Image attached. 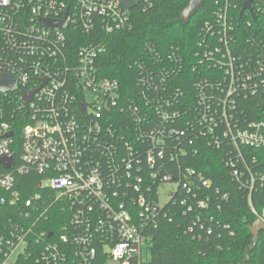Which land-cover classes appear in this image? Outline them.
Masks as SVG:
<instances>
[{
  "label": "built area",
  "instance_id": "2783aa9c",
  "mask_svg": "<svg viewBox=\"0 0 264 264\" xmlns=\"http://www.w3.org/2000/svg\"><path fill=\"white\" fill-rule=\"evenodd\" d=\"M132 2L0 0V78L13 82L0 91V264L34 251L36 264H144L166 205H211L212 192L199 196L211 180L188 157L225 142L245 164L243 147L264 149V105L236 124L264 94V0H252L255 18L242 4L235 12V0H214L188 85L178 48L146 45L128 96L103 74L101 57L108 36L133 28L132 10L152 5ZM23 92H32L26 105ZM263 179L249 173L244 183L251 190Z\"/></svg>",
  "mask_w": 264,
  "mask_h": 264
},
{
  "label": "trees",
  "instance_id": "16d2710c",
  "mask_svg": "<svg viewBox=\"0 0 264 264\" xmlns=\"http://www.w3.org/2000/svg\"><path fill=\"white\" fill-rule=\"evenodd\" d=\"M235 3L238 13L242 0ZM187 5L188 0H152V5L145 10L134 8L133 28L107 37L106 51L101 57L103 74L117 78L128 96L136 94L132 64L147 56L145 46L161 53L175 47L186 58L183 79L185 84L190 82L194 78L190 65L195 63L193 52L197 50L200 29L206 21H213L216 7L214 0H205L185 23L181 16ZM262 105L264 94L258 103H247L243 108L244 118L236 120V124L244 127L257 119ZM241 151L245 164L225 142L222 149L201 147L196 157H188L186 164L211 180L210 189L199 191V196L207 190L212 192L211 205L206 211H189L179 203L166 205L151 230L150 257L144 264H264V230L256 242L249 231L264 207V179L256 181L251 190L244 183L249 173L264 176V149L243 147ZM234 168L238 169L240 180L233 176ZM29 178V174L20 178L25 195L32 189ZM58 213L53 209L52 214ZM195 213L202 217L203 227L194 220ZM4 215L5 210L0 206V222L4 221ZM208 216L211 220L205 218ZM48 227L58 229L55 224ZM36 257L34 251L32 256L18 257L13 264H36Z\"/></svg>",
  "mask_w": 264,
  "mask_h": 264
},
{
  "label": "water",
  "instance_id": "95a60500",
  "mask_svg": "<svg viewBox=\"0 0 264 264\" xmlns=\"http://www.w3.org/2000/svg\"><path fill=\"white\" fill-rule=\"evenodd\" d=\"M120 1L127 8H131L134 5V2H132V0H120ZM204 1L205 0H188V5L182 12V16H181L182 20H184L185 23H188L190 20V17L194 15L202 7V5L204 4ZM251 4H252V0H244L242 3L240 13H243L245 10H248L251 16L255 18V15L253 14V11H252ZM46 23H48L49 25H53L52 22L46 21ZM12 83H13L12 80L8 76L3 75L0 78V91L9 90L12 86ZM31 93L32 92H23V103L25 105L30 100ZM82 109H84L83 106H82ZM8 135H11V132H9ZM6 160H7V163H5V167L8 168L12 164V156H8ZM263 230H264V207L262 209L260 218H257L255 222L249 227V231L254 237V242L257 241L259 233ZM50 234L51 233H49L48 235Z\"/></svg>",
  "mask_w": 264,
  "mask_h": 264
},
{
  "label": "rangeland",
  "instance_id": "374dc122",
  "mask_svg": "<svg viewBox=\"0 0 264 264\" xmlns=\"http://www.w3.org/2000/svg\"><path fill=\"white\" fill-rule=\"evenodd\" d=\"M166 190H167V188H166ZM163 199L166 200V193L163 194ZM7 264H10V263H7Z\"/></svg>",
  "mask_w": 264,
  "mask_h": 264
}]
</instances>
